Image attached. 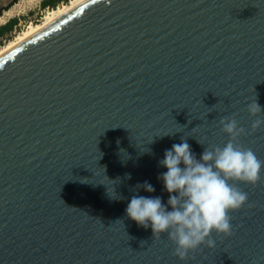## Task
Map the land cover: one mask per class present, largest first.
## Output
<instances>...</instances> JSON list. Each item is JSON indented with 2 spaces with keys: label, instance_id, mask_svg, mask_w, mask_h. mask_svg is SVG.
Listing matches in <instances>:
<instances>
[{
  "label": "water",
  "instance_id": "1",
  "mask_svg": "<svg viewBox=\"0 0 264 264\" xmlns=\"http://www.w3.org/2000/svg\"><path fill=\"white\" fill-rule=\"evenodd\" d=\"M256 95L264 109V0H89L15 47L0 57V264H264V168L238 183L233 234L187 260L126 214L134 195L171 211L165 150L223 147V117L264 161Z\"/></svg>",
  "mask_w": 264,
  "mask_h": 264
},
{
  "label": "clouds",
  "instance_id": "2",
  "mask_svg": "<svg viewBox=\"0 0 264 264\" xmlns=\"http://www.w3.org/2000/svg\"><path fill=\"white\" fill-rule=\"evenodd\" d=\"M247 111L252 117L264 113L257 95L248 104ZM220 124L230 140L223 147H205L199 159L184 137L181 143L165 150L159 165L167 171L158 179L169 193L167 205L171 211L161 197L140 195L132 196L126 208L127 216L144 228L151 226L155 237L167 234L175 245L173 255L182 261L201 245L214 247L213 232L233 234L230 213L240 210L248 201V194L238 183L255 185L261 180L264 161L251 148L237 143L239 136L248 133L239 126L235 114L221 118ZM261 127L264 119H255L251 129L254 132ZM136 188L155 192L147 181Z\"/></svg>",
  "mask_w": 264,
  "mask_h": 264
},
{
  "label": "rangeland",
  "instance_id": "3",
  "mask_svg": "<svg viewBox=\"0 0 264 264\" xmlns=\"http://www.w3.org/2000/svg\"><path fill=\"white\" fill-rule=\"evenodd\" d=\"M13 0H0V15L3 16V20H0V26L5 24L11 18H18V24L11 33L10 40H4L0 48L4 47L11 39L13 40L16 36L28 30L32 24L41 23L49 12L53 11L52 8H42V0H19L17 3L12 5L9 9V13L5 14V9ZM65 3L57 6H64ZM54 9V10H55Z\"/></svg>",
  "mask_w": 264,
  "mask_h": 264
},
{
  "label": "bare ground",
  "instance_id": "4",
  "mask_svg": "<svg viewBox=\"0 0 264 264\" xmlns=\"http://www.w3.org/2000/svg\"><path fill=\"white\" fill-rule=\"evenodd\" d=\"M89 0H71L68 4H65L58 9H53V11L49 12L48 15L44 18L41 23L32 24L28 30L16 36L13 40L9 41L4 47L0 48V57L5 55L6 53L13 50L15 47L21 45L23 42L28 40L29 38L35 36L39 32L43 31L48 26L52 25L77 7L86 3ZM9 10L5 11V14H8ZM0 20H3V16L0 15Z\"/></svg>",
  "mask_w": 264,
  "mask_h": 264
},
{
  "label": "trees",
  "instance_id": "5",
  "mask_svg": "<svg viewBox=\"0 0 264 264\" xmlns=\"http://www.w3.org/2000/svg\"><path fill=\"white\" fill-rule=\"evenodd\" d=\"M19 0H13L9 6L5 9H9L12 5L17 3ZM71 0H42L41 7L42 8H52L55 9L62 3L68 4ZM18 24V18H11L5 24L0 26V45L3 44L4 40H10L11 33ZM12 40V39H11Z\"/></svg>",
  "mask_w": 264,
  "mask_h": 264
}]
</instances>
